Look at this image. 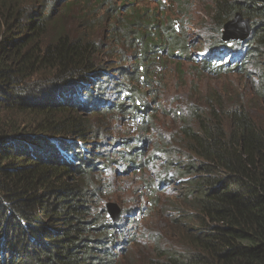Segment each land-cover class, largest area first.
<instances>
[{"label":"trees","instance_id":"trees-1","mask_svg":"<svg viewBox=\"0 0 264 264\" xmlns=\"http://www.w3.org/2000/svg\"><path fill=\"white\" fill-rule=\"evenodd\" d=\"M67 1L0 0V264H264V115L250 109L254 101L246 104V92L238 101L190 92L184 118L174 111L182 139L169 149L156 143L158 156L143 154L148 137L118 143L123 150L117 152L135 169L159 162L164 175L146 185L152 193L169 186L176 193L171 221L183 228L180 236L151 239L153 256H138V242L122 240L125 233L104 217L98 205L109 193L102 178L108 159L86 147L102 128L93 127L83 110L115 111L150 132L153 116L144 119L150 107L138 103L144 93L138 80L156 93L151 79L158 59L194 58L171 19L130 6L107 27L132 49L130 71L109 80L97 59L98 35L86 31L92 19L80 17L85 32L77 36L65 30L57 11ZM214 5L220 35L214 42L226 52L232 48L219 29L236 13L251 20L249 47L235 54L253 82L249 91L264 99V66L256 62L254 72L247 70L251 57L264 59V0ZM221 56L211 49L193 67L216 74L238 70L217 64ZM111 81L119 94L115 102L100 93ZM149 202L161 209L157 197Z\"/></svg>","mask_w":264,"mask_h":264},{"label":"rangeland","instance_id":"rangeland-1","mask_svg":"<svg viewBox=\"0 0 264 264\" xmlns=\"http://www.w3.org/2000/svg\"><path fill=\"white\" fill-rule=\"evenodd\" d=\"M130 1L132 0H68L67 7L63 4L57 11L63 19L62 24L65 26V30L75 36L79 35L80 32H85L84 28H81L80 17L92 19L90 20V27L86 31L98 35L102 48L97 59L112 78H117L118 75L121 77L123 76L121 75L122 72L130 71L132 60L128 57L130 58L132 55V49L127 44H123L122 40L118 42L117 37L112 38L107 27L114 23L115 19L126 15L130 6L138 9V13L144 12L146 14V10L156 13L161 19L160 21L163 22L171 19L175 27L177 26V31L182 32L181 36L187 42L188 55L191 54L192 57L193 54L206 52L210 46L215 45L214 40L217 36L220 37L216 32L218 24L213 18L215 0H159L162 4L161 7L157 0H134L132 5H128ZM62 9L65 10L64 13H62ZM38 10L39 6H37L36 11ZM235 15H232L219 31H223L224 25L233 20ZM242 18L246 17L242 16ZM241 24L240 20L236 23L232 22L230 25L236 28L240 27ZM250 32H253L252 27ZM249 34L243 46L249 41ZM49 39L50 37L46 35L43 42L46 43L45 41H49ZM175 55L177 56L163 55L158 59V62L153 64L154 76L151 80L154 82L151 84L156 89V93L144 86V83L140 84V79L136 85L140 91L146 93V96L144 93L141 95L138 103L150 107L149 114L144 116V119L153 116L151 118L154 122V128H150V132H146L147 130L143 129L140 124L136 125L128 121L125 116L112 115L116 113L115 111L100 110L94 113L91 110H83L84 116L91 114L87 119L93 127L102 128L98 130L99 137H89L86 147L88 150L100 152L99 155L108 159V166L105 172L103 171L102 178L104 177L103 185L109 193L107 197H103L104 201L103 203L100 202L98 207L109 201L121 207L123 213L120 223L126 232V237L138 239V246L133 250L138 256L143 255L147 258L153 256V242L150 239H169L173 242L172 239H175L176 234L181 235L183 228L173 225L171 221L175 211L170 205L177 202L178 197L173 190L162 192L159 190L152 193L146 182L151 181L153 172L158 171V168H146L143 171L134 170L117 152L121 151L122 148H117L115 141H121L129 136L138 137V141L148 137L149 140L145 142L147 155L153 152L156 143L167 149L177 146L182 139V135L177 133L181 121H179V117H175L174 111L182 110L181 114L183 113L182 117L184 118L187 112L185 104L191 98L188 97L190 92H196L200 96H209L215 92L227 96L229 100L233 96L236 101L241 100L239 93L246 92L243 93L246 104L250 107V101H254L255 103L250 109L253 112H258V115H264V99L256 98L253 91H249L253 82L244 75L243 70L240 71L241 68L236 71H224L216 74L209 70L195 69L193 65L197 60L187 59L186 54L184 58L180 54ZM221 61L227 62V58ZM256 62L260 63L259 66H264V59L251 57L249 65H253V67L252 70H247L254 72ZM181 72L184 74L183 78H180ZM101 93L103 95L101 97L107 99L108 93H104V89L101 90ZM118 95L115 94V96L110 97L111 101L115 102ZM256 103H259V106ZM23 118L20 117L21 120ZM137 123H140V119ZM99 141L100 144L93 147V143ZM152 196L157 197L162 210H153V202L151 204L149 202V198ZM105 216H107L106 211H104ZM138 264H140L139 261Z\"/></svg>","mask_w":264,"mask_h":264},{"label":"clouds","instance_id":"clouds-1","mask_svg":"<svg viewBox=\"0 0 264 264\" xmlns=\"http://www.w3.org/2000/svg\"><path fill=\"white\" fill-rule=\"evenodd\" d=\"M250 26L252 27V25H251V20H250ZM224 30V29H223ZM250 34H251V32H250ZM250 34H249V36H250ZM223 36V35H222ZM222 36H221V40H222V42H225V44H227V47L228 46H231V48H232V50L231 51H225V49L224 48H222V46H219V44L218 43H216L215 42V45H213V46H210L209 47V49L206 51V52H204V53H202V54H193V58H194V60H197L198 62H199V60L200 61H202L203 59V57H205L206 55H208L209 54V51L211 50V49H217V50H219V52H220V54L222 55L221 56V58H219V59H217V64H221V63H224V64H230V66H234V65H237V68L240 66L239 64H240V60L239 59H237L236 58V54H235V52H237V49H239V48H242V46H243V43H244V41L245 40H247L248 39V37L246 36L245 38H242V39H233V38H230L229 40H223V38H222ZM239 42H240V44H239ZM237 43V44H236ZM247 44H248V42H247ZM247 44L245 45V46H243V48H242V50H245V48L247 47ZM230 53H233L232 54V56H231V54ZM245 53V52H244ZM227 58V62H224V61H221L222 59H226ZM196 61V62H197ZM238 69H240V68H238ZM110 75V74H109ZM112 77L111 76H109L108 77V79L110 80ZM117 78H118V76H117ZM115 80H116V78H115ZM112 82V84L111 85H109L107 88H104V93H108V95H107V101L108 102H110L111 101V99H110V97H112V96H115V86H114V84H113V81H111ZM102 90V89H101ZM101 90H100V93H101ZM118 143H119V141H115V144H117V147H118ZM114 144V143H113ZM157 148H155L154 150H153V152L150 154V155H147L146 153H144V151L146 152V148H144V151H143V154L145 155V156H151V155H153L154 153L158 156L159 154H157L156 153V150ZM136 151H138V149L136 150ZM100 153V152H99ZM159 153V152H158ZM125 158H126V156H124ZM122 158V157H121ZM122 159H124V158H122ZM124 160H126V159H124ZM129 163V162H128ZM131 168H133L134 170H141V171H143V170H145L146 168L148 169V168H153V169H156V168H158V171H155V172H153V177H154V175H156V174H158V173H160V175H164V171L162 170V168H161V166L159 165V162H156V164H155V167L154 166H152L151 164L149 165V167H146V168H142V169H135L134 167H132V166H130ZM152 177V178H153ZM151 178V179H152ZM167 190H172V188L169 186V187H166V190L165 191H167ZM110 202V201H109ZM108 203V202H107ZM107 203H105L104 204V211H106V214H107V216H106V218L107 219H109V222L113 225V226H116V229H119L120 228V230H122L124 233H125V237L124 238H122V240L123 239H132V238H127L126 237V232H125V230L122 228V224L120 223V221H121V216H122V213H123V211H122V209H121V207L120 206H118L119 208H120V210H121V213H120V218H119V220L117 221V222H114V221H112L111 220V218H110V216H109V214H108V212H107V210H106V204ZM151 240V239H150ZM118 241L119 242H116V243H118L119 245L118 246H120V247H125V249H126V245H124V243H122L121 242V239H118ZM133 241H137L138 242V239H133ZM128 246H132V244H128Z\"/></svg>","mask_w":264,"mask_h":264},{"label":"water","instance_id":"water-1","mask_svg":"<svg viewBox=\"0 0 264 264\" xmlns=\"http://www.w3.org/2000/svg\"><path fill=\"white\" fill-rule=\"evenodd\" d=\"M241 20V26L240 27H234L230 25L232 22L236 23L237 21ZM250 19L249 18H242V16L239 13H236L235 18L233 20H230L228 23L224 25L223 30V40H229L230 38L233 39H242L245 38L250 30L251 27L249 26ZM244 23V26H242ZM106 210L111 218L112 221L117 222L120 218L121 210L118 207V205L114 202H108L106 204Z\"/></svg>","mask_w":264,"mask_h":264}]
</instances>
